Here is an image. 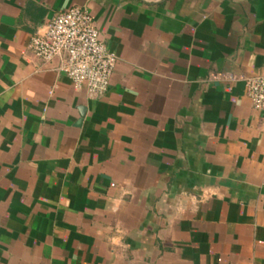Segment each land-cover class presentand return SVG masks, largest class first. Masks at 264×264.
I'll return each instance as SVG.
<instances>
[{
  "label": "crops",
  "instance_id": "obj_1",
  "mask_svg": "<svg viewBox=\"0 0 264 264\" xmlns=\"http://www.w3.org/2000/svg\"><path fill=\"white\" fill-rule=\"evenodd\" d=\"M87 9L90 97L31 37ZM264 0H0V264H264Z\"/></svg>",
  "mask_w": 264,
  "mask_h": 264
},
{
  "label": "built area",
  "instance_id": "obj_2",
  "mask_svg": "<svg viewBox=\"0 0 264 264\" xmlns=\"http://www.w3.org/2000/svg\"><path fill=\"white\" fill-rule=\"evenodd\" d=\"M29 50L52 71L69 79L75 89L90 97L107 93L118 63L101 40L90 12L72 7L57 12L30 39ZM253 108L264 123V75L245 80Z\"/></svg>",
  "mask_w": 264,
  "mask_h": 264
}]
</instances>
